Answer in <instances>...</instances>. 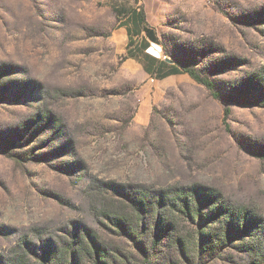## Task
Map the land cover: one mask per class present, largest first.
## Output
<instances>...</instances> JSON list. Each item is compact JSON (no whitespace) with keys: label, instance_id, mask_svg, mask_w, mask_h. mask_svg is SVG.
I'll return each mask as SVG.
<instances>
[{"label":"rangeland","instance_id":"rangeland-1","mask_svg":"<svg viewBox=\"0 0 264 264\" xmlns=\"http://www.w3.org/2000/svg\"><path fill=\"white\" fill-rule=\"evenodd\" d=\"M133 10L158 40L147 53L195 69L220 100L187 75L147 72L119 25ZM263 74L264 0H0V264H47L45 255L100 264L81 245L93 239L102 264H141L131 200L167 187L187 189L205 211L199 198L213 189L258 228L233 230L212 253H180L174 241L196 246L204 225L174 212L152 264L258 259L264 91L254 76ZM124 217L132 237L117 225Z\"/></svg>","mask_w":264,"mask_h":264},{"label":"trees","instance_id":"trees-1","mask_svg":"<svg viewBox=\"0 0 264 264\" xmlns=\"http://www.w3.org/2000/svg\"><path fill=\"white\" fill-rule=\"evenodd\" d=\"M126 18L127 20H131L133 22L134 26L137 27V31H143L144 36L138 46H135L131 39L133 35H128V48L135 46V49L131 53L137 52L143 56L145 69L147 71L154 68V73L158 74V76L162 79L168 76L187 75L196 84L204 87L214 100L221 99L214 83L209 79L202 77L195 69L190 67L180 68L177 65L172 64V62L167 63L166 61H158L145 54L144 50L149 46V44L157 43L158 41L153 30L145 25L143 15L140 12L135 10L128 12ZM254 77H256L260 83L261 89L264 91V74L262 76L256 75ZM255 103L256 105L264 103V95L262 99ZM229 115L230 109L226 107L222 117V125L225 130H228ZM9 155L18 159L10 153ZM254 157L264 160V153L255 152ZM170 190L172 189L167 187L161 191L152 192L158 193L153 197L143 194L137 195L131 200L132 212L134 211L138 213V218L136 219L135 224H138L141 221V224L143 225L142 232L137 233V236L133 238V243L137 245L138 250L143 255L141 264H152L151 259L161 246L158 235H160V233L169 235L170 231H173L171 224L173 223L174 212H178L181 215L187 216V218L191 220L197 221L200 228L204 225V228H201L199 232V243L196 246H193L190 241L186 239L183 240L180 237L174 241V246L179 249L180 253H188L191 251L199 253H212L216 249L218 250L219 248L225 246L226 241L229 237H231L230 235L233 230L238 232L241 236L246 233L243 232L241 228H246V231L249 228H258V225L255 222L256 220L253 219L251 213L245 206L235 207L231 205L213 189L203 193L201 197L199 196V199H201V202L204 203V206L207 205L206 211L203 209V204H196V202L191 200L192 194L189 193L187 189L177 188L174 192ZM213 197H215V203H217V206L214 204L212 206L209 205L211 198ZM116 222L117 225H119L129 236L132 237V233H136L137 228L133 229L132 222L125 219V217L121 220H117ZM141 237H144L142 242H140L139 239ZM74 238L75 239L71 242V244L76 247L77 245H80L81 241L77 244L78 242L76 236ZM81 245L84 249H88V253L92 255L94 254L98 263L102 264V259L105 258V256L101 254V249H99L95 239L92 240V247L90 246V248L89 246L87 247L85 243ZM73 246H70L67 250L74 253ZM263 249L264 235L257 238L255 244H252L250 248V252L256 254L258 258L253 260L251 264H264ZM57 254L58 250H55L53 252V260L56 259L54 262L57 261ZM42 259H44V262L47 264H51L48 262V255L43 256ZM73 260L74 264H76L77 258Z\"/></svg>","mask_w":264,"mask_h":264},{"label":"crops","instance_id":"crops-1","mask_svg":"<svg viewBox=\"0 0 264 264\" xmlns=\"http://www.w3.org/2000/svg\"><path fill=\"white\" fill-rule=\"evenodd\" d=\"M119 25H120V28H125V30H126V33H127V35H130V36H134L135 34V36H140V41H141V39H142V35H143V31H137L136 30V28L137 27H135L134 26V24H133V22L130 20H127V18L125 19V20H123V21H121L120 23H119ZM139 34V35H138ZM133 36L131 37V39H132V41H133ZM140 41H139V43H140ZM134 42V41H133ZM138 43V44H139ZM135 44V46H138V44H136V43H134ZM152 43H150L149 44V46L144 50V53L145 54H147V55H149L148 53H147V50L149 49V47H150V45H151ZM150 56V55H149ZM151 57V56H150ZM151 58H154V57H151ZM154 59H156V58H154ZM156 60H158V59H156ZM158 61H166V60H158ZM167 62V61H166ZM167 63H169V62H167ZM173 64V63H172ZM148 72V71H147ZM149 73H151V74H153L155 77H158V78H161L160 76H158V74H156V73H154V68L153 69H151L150 70V72ZM176 76H179V75H176ZM168 77H172V76H168ZM168 77H166V78H168ZM163 79H165V78H163Z\"/></svg>","mask_w":264,"mask_h":264}]
</instances>
